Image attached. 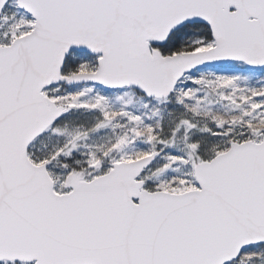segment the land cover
<instances>
[{"label": "snow or ice", "instance_id": "6c2138e0", "mask_svg": "<svg viewBox=\"0 0 264 264\" xmlns=\"http://www.w3.org/2000/svg\"><path fill=\"white\" fill-rule=\"evenodd\" d=\"M0 264H264V0H0Z\"/></svg>", "mask_w": 264, "mask_h": 264}]
</instances>
